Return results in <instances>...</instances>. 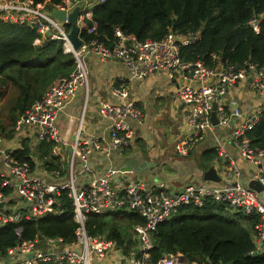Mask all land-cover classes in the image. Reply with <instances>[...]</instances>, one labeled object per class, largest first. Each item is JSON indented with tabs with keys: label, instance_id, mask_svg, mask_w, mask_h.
Instances as JSON below:
<instances>
[{
	"label": "built area",
	"instance_id": "built-area-1",
	"mask_svg": "<svg viewBox=\"0 0 264 264\" xmlns=\"http://www.w3.org/2000/svg\"><path fill=\"white\" fill-rule=\"evenodd\" d=\"M107 0H62L49 5L48 0H0V19L17 25L29 26L37 32L35 44L44 40L60 41L63 52L70 53L74 68L68 75L59 76L40 98L31 103L15 120L9 138H28L36 144H51L53 159L58 167L40 170L31 160H20L16 149L5 144L8 139L0 132V229L16 225V242L0 252V264H212L208 259L188 260L184 256L164 253L153 261L149 250L157 226L170 219L179 207H201L206 200L223 202L233 216L254 218L250 229L253 248L249 255H258L264 247V147L253 146L248 131L254 128L264 111V66L245 61L239 69L217 63L208 67L203 60H185L180 47L200 38L199 32L180 33L169 29L161 39L139 40L118 27L113 29L109 44L98 39L92 9ZM79 6L75 23L80 32L95 34L88 42L74 50L67 34L70 23L67 14ZM56 8L66 17L58 20L50 15ZM261 14L249 20L250 29L259 33ZM67 25L69 29L67 30ZM215 55H213L214 57ZM116 60L129 71L130 78L148 76L154 71L168 79H178L174 98L184 103L183 121L187 133L174 145L179 155H186L197 141L212 129L210 115L216 105L217 125H229V138L234 142L240 159L251 169L248 180H256L263 189L256 191L240 180V165L216 141L214 161L216 170L222 168L218 183L192 181L180 190L168 191L166 183H148L143 179L122 184L119 170L107 166L94 170L90 164L93 153L110 156L112 151L122 154L134 135V125L142 124L144 115L135 100L129 97L123 81L111 87L113 98H101L97 107L100 118L107 121V137L97 134L83 136V118L89 91V62ZM129 78V79H130ZM249 78V85L261 97L257 107L244 112L237 106L229 108L224 102L227 89L236 82ZM84 91V104L75 128V137L68 141L57 126L63 106L77 93ZM68 152H65V149ZM65 153V158H64ZM67 154V156H66ZM218 172V171H217ZM63 193L72 205L76 223L73 239L36 233L31 239L22 238L23 221H36L64 212ZM125 209L137 213L143 223L131 228V247L118 245L103 234L92 235L86 229L89 214ZM32 253L31 257L28 254Z\"/></svg>",
	"mask_w": 264,
	"mask_h": 264
},
{
	"label": "trees",
	"instance_id": "trees-1",
	"mask_svg": "<svg viewBox=\"0 0 264 264\" xmlns=\"http://www.w3.org/2000/svg\"><path fill=\"white\" fill-rule=\"evenodd\" d=\"M61 1L48 0V4L53 6ZM257 14L262 15L259 33L248 25ZM92 18L98 39L107 44L113 38L114 27L139 40L161 39L169 29L183 34L199 32L198 40L180 47L182 59H201L208 67H213L219 59L235 70L245 61L264 66V0H107L94 6ZM36 36L35 29L29 26L0 19V111L8 116L7 123L0 122V132L7 138L12 136L16 118L57 77L68 75L74 68L72 55L63 52L60 41L44 40L35 44ZM94 36L80 32V38L86 42ZM247 134L253 146L264 147V111L259 123ZM26 142L25 139L22 148L14 153L20 160H30ZM34 146L39 156L48 157L51 144L40 142ZM215 155L213 147L202 151L204 168L210 166ZM45 162L49 168L60 165L53 157L45 158ZM62 197L64 212L56 217L21 222L22 238L31 239L36 233H42L62 236L66 241L73 239L76 223L72 205L65 193ZM254 220L233 216L223 202L206 200L201 207H179L170 219L157 226L150 258L156 261L164 253H171L188 260L208 259L212 264H264V247L258 255L248 254L253 248L250 229ZM139 223L143 219L137 213L120 209L89 214L85 224L89 234H103L123 245L132 226ZM15 226L9 224L0 229V252L16 242Z\"/></svg>",
	"mask_w": 264,
	"mask_h": 264
},
{
	"label": "crops",
	"instance_id": "crops-1",
	"mask_svg": "<svg viewBox=\"0 0 264 264\" xmlns=\"http://www.w3.org/2000/svg\"><path fill=\"white\" fill-rule=\"evenodd\" d=\"M213 55L215 54H212V57ZM217 63L221 61L217 59L213 66ZM129 78L128 69L119 61L112 59L99 63L92 59L89 62V91L82 122L84 137L93 133L107 137V121L99 117L97 107L101 98H113L110 94L111 87L121 81L128 87L129 97L135 100L144 115L142 124L134 125V135L122 154L112 151L109 157L97 153L90 155L89 161L94 170L113 166L118 168L122 184L126 185L137 179H143L148 183L162 181L166 183L168 191L180 190L186 183L192 181L212 183L202 177L208 167L204 168L205 163L201 161L200 154L203 150L214 147L218 140L240 165V180L246 183L251 169L240 159L234 142L228 136L231 123L225 126L214 125L196 142L192 150L186 155H179L174 145L187 133V128L183 121L185 105L177 101L173 95L178 79L170 80L164 73L158 71L141 78ZM260 100L261 97L249 85V78L230 86L224 96L227 110L237 106L244 112L257 107ZM83 104L84 91L79 89L58 115L57 126L68 141H72L75 137V128ZM25 139L30 147L29 158L32 162L36 161L33 166L40 170L44 165L50 166L45 162V158L52 157L51 151L48 157L39 156L38 152H35L36 143L31 139H20V136L14 139L8 138L5 144L17 151L22 148ZM66 151H68L67 147ZM127 159H130L131 165L134 166L136 162L133 161L137 163L143 161L146 163L145 170L135 171L132 166L122 168ZM48 166V169H52ZM210 166L216 168L214 159ZM217 167L220 169L217 170L218 174L223 178L221 166Z\"/></svg>",
	"mask_w": 264,
	"mask_h": 264
},
{
	"label": "water",
	"instance_id": "water-1",
	"mask_svg": "<svg viewBox=\"0 0 264 264\" xmlns=\"http://www.w3.org/2000/svg\"><path fill=\"white\" fill-rule=\"evenodd\" d=\"M78 10H79V6H75L72 9V11L67 14V18H68L69 23H70V30L67 34V37L70 40L74 50L78 49V47L82 43L81 39L78 36V27L75 23L76 14H77ZM49 13L52 17H55L58 20H63L66 17L65 11L58 10L56 8H52ZM210 118H211L213 125L218 124V119L216 117V105L215 104H213ZM127 160L128 161H126L124 163L122 168L132 166L136 169L135 171H144L145 170V164L146 163H144L143 161L139 162V163H137V161H133V162H136V165L134 166V165H131L132 163L130 162V159H127ZM202 177L204 180L212 181V182H216V183L221 181V177L219 176L217 170L213 166L208 167V169H206L203 172ZM245 184H247L248 187H250L256 191H261L263 189V187L256 180H248L247 179ZM31 256H32V253L28 254V257H31Z\"/></svg>",
	"mask_w": 264,
	"mask_h": 264
},
{
	"label": "rangeland",
	"instance_id": "rangeland-1",
	"mask_svg": "<svg viewBox=\"0 0 264 264\" xmlns=\"http://www.w3.org/2000/svg\"><path fill=\"white\" fill-rule=\"evenodd\" d=\"M9 96H10V94H8L7 98H9ZM2 104H3V102L1 103V105ZM0 122H4V123H7L8 122V116H7L6 112H2L1 113V111H0ZM4 136H5V134H4ZM66 152H68V151H66ZM153 183H157V182H153ZM131 232L132 231H130V235L125 238L126 239V242L125 243L127 244V247H131L132 246V243H131ZM129 238H130V242L128 241Z\"/></svg>",
	"mask_w": 264,
	"mask_h": 264
}]
</instances>
